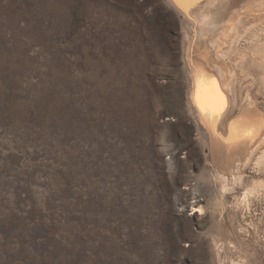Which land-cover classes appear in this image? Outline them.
<instances>
[{"label": "rangeland", "instance_id": "374dc122", "mask_svg": "<svg viewBox=\"0 0 264 264\" xmlns=\"http://www.w3.org/2000/svg\"><path fill=\"white\" fill-rule=\"evenodd\" d=\"M221 7L216 30L253 14L264 43V0ZM186 31L167 0H0V264H264V140L215 179ZM251 33L224 126L243 104L264 116ZM193 59L212 72L202 46Z\"/></svg>", "mask_w": 264, "mask_h": 264}, {"label": "bare ground", "instance_id": "6f19581e", "mask_svg": "<svg viewBox=\"0 0 264 264\" xmlns=\"http://www.w3.org/2000/svg\"><path fill=\"white\" fill-rule=\"evenodd\" d=\"M167 1L186 20L187 24L183 47L185 49V64L187 63L186 67L191 78L190 101L196 112V124L200 127V131L210 149L206 159L215 170V179L224 177L229 180L236 173L233 168L234 164L232 165V160H236L234 154H238V150H243V155L240 154L239 158L246 165L264 140V116L255 112V109L252 111L250 109L251 105L250 108L245 104L241 108L239 107L236 113L238 115L235 117V114L231 117L226 126L219 124V110L224 105L222 92L224 88L230 87V78L234 76L229 61L231 59L235 60L238 42L242 40V37L245 38L243 35H250V32L253 31L247 44L252 51L249 52L257 55L258 58L260 56V62L264 63V43L259 40V30L258 27L256 28L255 23L258 18L253 14H246L237 18L235 11L231 18L227 19V28L216 30V26L210 20L214 11L223 8L221 6L226 0ZM228 28L229 32L227 31ZM222 32L227 33L226 39L221 38ZM211 36L213 37L211 38ZM206 39H208L207 42ZM220 41H225V46L219 45ZM197 45L205 49V53L213 62L214 71L212 70L210 74L203 73L193 59V50ZM214 86L218 87L217 94L214 92ZM256 164L258 166L264 165V150L256 159ZM216 191L221 195L224 194L222 188H216ZM216 199H220L219 195ZM199 210L201 211V209Z\"/></svg>", "mask_w": 264, "mask_h": 264}]
</instances>
